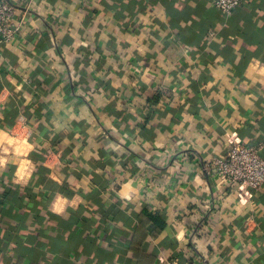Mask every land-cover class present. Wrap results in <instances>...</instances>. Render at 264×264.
Segmentation results:
<instances>
[{
	"label": "crops",
	"instance_id": "0c3cea01",
	"mask_svg": "<svg viewBox=\"0 0 264 264\" xmlns=\"http://www.w3.org/2000/svg\"><path fill=\"white\" fill-rule=\"evenodd\" d=\"M32 2L0 46V264H264V188L205 168L232 136L264 145V0L232 18L213 0Z\"/></svg>",
	"mask_w": 264,
	"mask_h": 264
},
{
	"label": "built area",
	"instance_id": "2783aa9c",
	"mask_svg": "<svg viewBox=\"0 0 264 264\" xmlns=\"http://www.w3.org/2000/svg\"><path fill=\"white\" fill-rule=\"evenodd\" d=\"M23 8L18 1L0 0V46L11 44L22 34L24 22L18 17L30 13L32 0ZM243 0H213L214 6L226 16H231L239 8ZM23 8V9H22ZM211 36L215 35L212 31ZM263 144H248L232 136L229 147L223 156L213 157L206 165V171L223 186H231L246 199L264 188V155ZM168 264L181 263L177 258L168 260Z\"/></svg>",
	"mask_w": 264,
	"mask_h": 264
},
{
	"label": "trees",
	"instance_id": "16d2710c",
	"mask_svg": "<svg viewBox=\"0 0 264 264\" xmlns=\"http://www.w3.org/2000/svg\"><path fill=\"white\" fill-rule=\"evenodd\" d=\"M243 3H244V0H243ZM243 3H242V5H243ZM241 5V6H242ZM240 6V7H241ZM240 7L239 8H237L235 11H234V13L238 10V9H240ZM234 13L229 17V18H232L233 17V15H234ZM212 27H207V29H205V32H204V35H203V39H206V37L208 36V34L210 33V29H211ZM212 31V30H211ZM140 216H142L143 217V221H144V223H146L147 225H148V229L150 230V231H152V233H158L159 231H161L164 227H165V225H166V223H165V220H164V214L163 213H161V212H157V211H153V210H151L149 207H145L144 208V210L141 212V214H140ZM152 226V227H151ZM154 233V234H155Z\"/></svg>",
	"mask_w": 264,
	"mask_h": 264
}]
</instances>
